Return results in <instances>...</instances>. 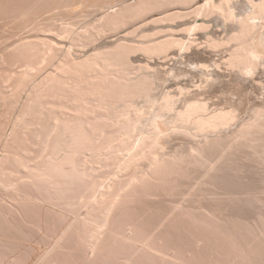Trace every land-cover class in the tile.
<instances>
[{
	"label": "bare ground",
	"instance_id": "obj_1",
	"mask_svg": "<svg viewBox=\"0 0 264 264\" xmlns=\"http://www.w3.org/2000/svg\"><path fill=\"white\" fill-rule=\"evenodd\" d=\"M36 1L20 8L28 34L4 49L20 67L8 79L13 124L39 152L33 164L0 160V264H238L254 253L264 0ZM26 178L63 201H44L63 222L48 240L52 205L33 200ZM147 206L152 223L133 219ZM185 224L202 243H185Z\"/></svg>",
	"mask_w": 264,
	"mask_h": 264
},
{
	"label": "rangeland",
	"instance_id": "obj_2",
	"mask_svg": "<svg viewBox=\"0 0 264 264\" xmlns=\"http://www.w3.org/2000/svg\"><path fill=\"white\" fill-rule=\"evenodd\" d=\"M23 1H25V2H23ZM26 1H31V0H0V53L2 52V50H3V52H4V56H5V58L7 59L6 61H10V58L9 57H11V52H8V53H6L5 54V51H4V49H5V47L7 46V45H9L10 43H12V41L14 42V40L18 37V36H22V35H25V34H28V33H24V31L26 32V31H28L27 29L29 28V27H31V26H27V28H24V25L22 24V22H24L23 21V19H22V15H21V13L22 12H20V10L21 9H23L24 10V8H27V6H25V4L26 3H28V2H26ZM34 1V0H33ZM38 1V5L40 6V5H42V3L40 2V1H42V0H37ZM37 1L36 2H34L35 4H36V6H37ZM10 2V3H9ZM22 2V3H21ZM7 5H6V4ZM16 3V4H15ZM20 3V4H19ZM32 3V2H31ZM33 3V4H34ZM10 4V5H9ZM24 4V5H23ZM29 4H30V2H29ZM28 4V5H29ZM34 4V5H35ZM19 5H22V6H19ZM27 5V4H26ZM32 5V4H31ZM8 6V7H7ZM16 6V7H15ZM25 6V7H24ZM13 7V8H12ZM30 7V6H29ZM5 8V9H4ZM16 8V9H15ZM21 8V9H20ZM13 10V11H12ZM14 11H15V13H14ZM19 12H20V14H19ZM17 14H19V15H17ZM45 15V16H44ZM51 14H43L42 15V17L44 16V17H46V16H50ZM211 17H212V15H210ZM210 16H208L209 18H203V17H205V16H199L197 19L199 20V21H205V23H207L208 25H212V23H214V19H212V18H214V17H212L211 19H210ZM21 17V18H20ZM43 17V18H44ZM19 18V19H18ZM24 18V17H23ZM18 19V20H17ZM25 19V18H24ZM206 19H208V20H206ZM210 19V20H209ZM213 22H212V21ZM207 21V22H206ZM9 22V23H8ZM18 23V24H17ZM210 23V24H209ZM20 25H22L21 27H20ZM26 27V26H25ZM218 27V26H217ZM216 27V28H217ZM214 29L215 27H212V26H210V30L211 29ZM214 29V30H217V29ZM218 29H220V28H218ZM10 30V31H9ZM11 30H12V32H11ZM20 30V31H19ZM204 30V29H203ZM202 30V31H203ZM202 31H197V32H199V33H202ZM206 31V30H205ZM207 31H209V30H207ZM24 33V34H23ZM203 33H205L204 31H203ZM15 34V35H14ZM10 36H12V37H10ZM10 38V39H9ZM12 40V41H11ZM9 41V42H8ZM11 41V42H10ZM209 49V48H208ZM214 52H216V51H214L213 50V54L215 55V53ZM10 53V54H9ZM9 55V56H8ZM213 55V56H214ZM217 55V54H216ZM215 55V56H216ZM214 56V57H215ZM169 59H159L158 61H160L161 63H165V62H167ZM3 63H5V62H3ZM2 63V61H0V160H1V162H3V161H5L7 158H8V160L9 161H11L12 159H13V157L14 156H18V157H20L24 162H26L27 164H33L34 163V160L36 159V154L39 152V149H38V146L37 145H33V144H29V142H27L25 145H24V143L22 142V140H21V127H20V125H14L13 123H14V121H15V117H16V115H17V111H18V108H16L15 106H13L12 105V103H11V98H12V96L10 95L11 94V92H10V90H11V88H12V86H13V80H8L9 79V77H11V76H13V79H14V77H16V76H18L19 75V70H20V67H16V66H18V64L17 63H15V62H13V61H10V65H7L8 64V62H6L5 64L7 65H5V64H3ZM12 63H15V64H12ZM9 66V67H8ZM20 115H21V113H19V117H20ZM25 180H27V182H29L31 179H25ZM32 182V181H31ZM30 183V182H29ZM32 184H34V183H32ZM31 183L30 184H28L27 186H29V185H32ZM24 185V186H23ZM35 185V184H34ZM25 184H22V186L20 185V187L24 190L25 189V191L27 192V189H31V188H29V187H27ZM37 186V185H36ZM32 187V190H31V192H32V195H34L35 197H34V201L36 200L35 198H37V200L35 201V202H39L40 204H42V205H44V208H45V206H49V205H52V206H49L48 208L50 209V212L49 213H54V215H53V213H52V215L55 217V219L53 218H51V215H43V217H42V219H41V221L40 222H43V221H45L47 224H48V226L46 225V224H44L43 223V225H45V226H47V229H48V231H47V233L49 232V234H47L46 236H44L45 238H46V240H48V238H50V237H52L53 235H54V233H55V228L56 227H58V226H56L55 224H62L63 222H61L60 221V216L53 210L54 208V204H49V205H47V204H45L47 201H52V202H63V201H61V200H56L55 201V199H53L52 197V200H51V198H50V200L48 199L50 196L49 195H53V194H48V191L47 190H45L44 188H42V190H40V189H36V187H34L33 185L31 186ZM0 193L1 194H3L4 193V191H2V190H0ZM33 193H35V194H33ZM71 195H73V198H72V200H73V202L75 203V202H77L78 200L76 199V193L75 192H72V191H70L69 192ZM30 194V193H29ZM36 194L37 195H39L40 197H43V199H41L40 197H36ZM49 196V197H48ZM54 196V195H53ZM55 197V196H54ZM46 198V199H45ZM78 198V197H77ZM39 199V200H38ZM48 199V200H47ZM42 200V201H41ZM44 201H46V202H44ZM34 202V203H35ZM51 202V203H52ZM48 203V202H47ZM61 203H59L60 205H61ZM73 203V204H74ZM72 204V205H73ZM79 203H77V205H78ZM31 205H33V204H31ZM31 205H30V203H29V207H31ZM37 205V203L35 204V206ZM42 205H40L41 207H39V204H38V206L37 207H39V209L41 208V209H44V208H42ZM64 205H65V203H64ZM71 205V206H72ZM75 205V204H74ZM56 206V205H55ZM62 206H63V204H62ZM61 206V207H62ZM32 207H34V205L32 206ZM31 207V208H32ZM37 207H36V209H37ZM58 208H59V206H57ZM57 207H56V209H57ZM63 207H65V206H63ZM68 207V209H70L71 207H69V205H67L66 204V208ZM148 208L146 209L145 208V210H148L149 208L151 209V210H149L148 211V213L150 214V213H153V211L154 210H157V209H155V207H154V209H152V207L153 206H151V207H149V206H147ZM47 208V207H46ZM53 208V209H52ZM77 209H80V206L78 207H76ZM75 208V206H74V208H73V206H72V208L71 209H73V210H77ZM33 209V208H32ZM39 210V212H41L42 210ZM51 209H52V212H51ZM140 208L138 207V209H136V210H139ZM135 209L133 210V211H136ZM141 210V209H140ZM142 210H144V209H142ZM153 210V211H152ZM45 211H47L46 209H45ZM42 212H44V210L42 211ZM48 212H47V214H49ZM135 214H133V215H135V216H132L133 217V219H137V221H139L141 218V220L142 221H139V222H141V223H143V221L145 222V223H147L148 222V219H150V217H152L150 220H151V223H152V220L154 221V218L156 217V216H158L157 215V213H158V211H155V213L154 214H150V216H149V214L148 213H144V211L143 212H138V211H136V212H134ZM137 213V214H136ZM139 213H142V215L141 216H139L138 214ZM143 213H144V216H143ZM44 214H45V212H44ZM67 215H66V217L68 216V214H70V213H66ZM146 214V215H145ZM70 215H72V214H70ZM147 215L149 216L148 218H147ZM48 216V219L46 218L45 219V217H47ZM59 216V217H58ZM35 217V218H34ZM34 217H29V219L31 220L32 219V221H35L38 217L37 216H34ZM64 217V216H63ZM65 217V218H66ZM61 218H62V216H61ZM69 217H67V219H68ZM138 218H139V220H138ZM33 219H35V220H33ZM38 219H40V218H38ZM45 219V220H44ZM50 219H52V220H50ZM64 219V218H63ZM63 219H61V220H63ZM50 222H49V221ZM54 220V221H53ZM250 221V223L252 224V226H251V224H249L250 225V228H251V230H253V231H251L252 233H255V234H257V235H252L253 237H251V236H249V234H248V237L250 238V241H251V243H252V245L254 246V248H253V246H252V248H253V251H254V253H251V255H253V257L251 256V255H248L249 257H246L245 255H243L242 256V258H241V256L239 257V258H237L236 260H238L237 261V263L238 264H264V224L262 225L261 223V221L260 220H254V222H256V223H252V221H253V219H249ZM37 221H39V220H37ZM51 221H52V224H51ZM64 221H65V219H64ZM246 223V220H245V222H242V223H240V231H242L243 233H244V231L245 230H249L248 228H246L248 225H246L245 224ZM42 224V223H41ZM51 224V225H50ZM247 224H248V220H247ZM52 225H54V227L52 226ZM186 225V224H185ZM56 226V227H55ZM182 226H184V225H182ZM182 226H180L179 225V227H178V225H177V227L178 228H181ZM190 227V225H186V226H184V227H182V229H178L177 227H176V229H178L179 231H183V228L186 230V228L185 227ZM49 227V228H48ZM163 228L162 229H164V226H162ZM188 227H187V230H186V233H188V234H190L189 236H190V238L188 239V237L189 236H187L186 235V233H182V236H183V234H185L186 236H184V237H186V239H187V241L185 242L186 244H189L190 246H194L195 244H196V242L195 241H197L198 243L202 240L201 239V235H202V232L200 231V229H198V228H196L195 226H193V225H191V227L188 229ZM148 228V227H147ZM150 228V227H149ZM147 229V230H150V229ZM174 231V230H173ZM175 231H177V230H175ZM178 231V232H179ZM247 231H246V233H247ZM249 232V231H248ZM175 233V232H174ZM246 233H244V234H246ZM251 233V234H252ZM262 233H263V235H262ZM17 235H21V236H19V238H18V236ZM17 235L15 234V236H17L16 238L17 239H22L23 237H25L24 235H22V234H18L17 233ZM49 235V236H48ZM12 236H14V235H12ZM14 236V237H15ZM257 236V237H256ZM254 240H253V239ZM17 239H14L15 241L17 240ZM201 239V240H200ZM256 239V240H255ZM200 240V241H199ZM18 241V240H17ZM201 243H202V241H201ZM200 243V244H201ZM252 251V252H253ZM74 251H72V253H73ZM256 252V253H255ZM69 253V252H68ZM72 253H69L68 254V258H70L71 256V254ZM76 253V252H75ZM74 253V254H75ZM79 253H80V251H79ZM79 253H77L76 255H78ZM255 254V255H254ZM81 254H79V256H80ZM245 259H244V258ZM252 257V258H251Z\"/></svg>",
	"mask_w": 264,
	"mask_h": 264
}]
</instances>
